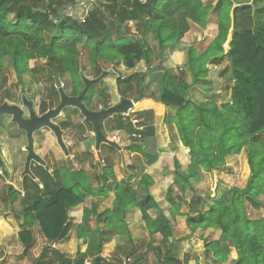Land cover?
Returning <instances> with one entry per match:
<instances>
[{
	"label": "trees",
	"instance_id": "trees-1",
	"mask_svg": "<svg viewBox=\"0 0 264 264\" xmlns=\"http://www.w3.org/2000/svg\"><path fill=\"white\" fill-rule=\"evenodd\" d=\"M40 1L0 0V88L6 63L21 85L22 76L33 70L29 63L39 60L59 77L68 75L70 96L79 95L84 84L78 46L91 47L92 68L96 64L113 65L122 61L131 69L142 61L146 70L157 71L150 78L159 90L156 102L176 109L174 117H166L165 122L174 125L189 164L183 169L176 158L172 160L173 175L165 193V212L150 194V188L163 178L156 173L140 176L143 201L137 200L135 191L116 187L112 207L101 214L97 213L96 204L83 207L85 199L95 194L85 173L74 174L66 166L57 177V189L42 181L37 193L23 199L20 214L28 230L19 232L18 240L25 250H30L34 243V226H38L49 243L66 238L71 229L72 211H81L84 223H104V230L98 225L94 227L100 240L105 235H119L128 236L131 241L124 214L128 208H136L152 241L159 236L165 246L164 250L153 243L148 246L155 264H181L169 255L168 245L174 223L183 216L188 238L205 229L219 231L217 240L203 244L204 256L213 264H227L228 257L233 264H264V216L257 219L248 216V206L264 209V203L258 200L264 193V8H257L264 0H251L250 4L240 6L231 0H219L213 8L204 5L203 0H104L83 25L66 17L52 21L49 15L39 11ZM55 3L60 6L62 0ZM214 11L217 36L203 54L188 49L187 69L192 85L161 64L151 68L153 60L160 59L181 42L189 30V22L204 29ZM128 35L136 39L127 43ZM226 44L227 51L223 48ZM224 60L228 65L222 75L228 70L231 83L227 97L220 101L196 88L195 83L215 78L216 66ZM93 89L92 86L83 100L88 109ZM195 89L199 90L198 95ZM86 98H89L87 104ZM47 109V104L40 105L41 114ZM62 124L70 128L67 121ZM138 124L115 115L107 120L105 130L134 136L138 139L135 147L140 148L139 143L153 134V128L151 119ZM78 127L84 132L87 126ZM88 127L93 132L92 125ZM243 149L247 151L250 170L244 190L218 184L210 194H195L194 184L199 182L200 172L216 174L227 167L229 157L240 155ZM68 179L70 183L66 186ZM4 188L6 198L2 201H15L18 194L14 188L9 185ZM23 190H27L25 184ZM188 193L192 194L190 199L186 198ZM101 245L102 240L97 245V256L89 258L86 253H78L73 261L65 260L57 251L47 256L45 249L32 264H146L145 254L136 255L133 247L126 252L125 260L103 258L99 255Z\"/></svg>",
	"mask_w": 264,
	"mask_h": 264
},
{
	"label": "crops",
	"instance_id": "crops-1",
	"mask_svg": "<svg viewBox=\"0 0 264 264\" xmlns=\"http://www.w3.org/2000/svg\"><path fill=\"white\" fill-rule=\"evenodd\" d=\"M217 33H218L217 16H214L213 14H210V16L208 17V21L204 29H202L195 23L189 22V30L184 35L183 39H181L182 44L180 42L173 49L167 50L166 54L162 58L163 66L169 67L167 69L172 72L174 71L173 72L174 74H176L175 69L177 68L184 71V76H186L185 78L186 83L188 85H192L193 79L189 70L187 69L188 49L194 48L199 54H203L207 50L211 42L214 40L213 38L217 36ZM135 39L136 38L133 37H131L130 39L127 38L126 42L130 43L133 42ZM184 42L187 43L188 46H183ZM223 48L225 51H227L229 46L226 44ZM223 63H222L223 65L222 68L225 69L228 63L225 60L223 61ZM7 64L9 65V63H6V65ZM116 64L118 65L116 67V71H112V72L107 71L109 74L105 76L98 85L93 86L94 89L99 87V89L104 90V97L106 99L104 102L103 101L97 102V105L100 108L106 106V108L105 107L104 108L107 109L111 106L120 103L123 100H134L138 98L140 95H142L143 97L141 98L139 103H137L136 107H134L133 110H131L129 114L125 117H129V115L136 117L135 121L139 122L138 125H142L144 124V121L151 119L153 134L145 138L144 142L139 143L140 148L135 147L138 145L137 142L138 139L136 140L134 136L132 138L129 137L125 132L124 133L128 137L127 140L131 141L130 144L126 143L125 146L122 147L114 142L116 144V147H112L107 144H101L99 148H96L95 135L93 132H91L88 129L89 131L88 133L90 135L86 136L87 139L85 140V142L81 144L82 145L81 151L88 152L89 154L95 153L98 157V161L101 160L105 162L104 157L106 156L101 157V152L103 153L105 147H107L109 148V150L116 151L118 155L122 156L123 163L118 165L114 161V159L111 158V159H107V163H108L107 166L106 165L100 166V168H102L101 177H102L103 191L100 192L92 187L94 189L95 194L94 196L86 198L89 199L90 202L86 204L84 202L83 207L91 208L92 204H96L97 206L96 210L98 214H101L105 210L110 209L115 200L116 187H120L124 190L135 191L137 193L136 195L137 200L141 202L145 199V197L142 194L143 188L140 187L139 185L141 179L140 176L144 174L154 175L156 173H159L163 175V178L159 181V183L154 184L150 188V194L153 196L159 208H161V210L165 212L167 208L164 201L165 193L173 175V168L171 166L172 160L176 158L178 162L181 164L183 169H186V167L189 164V156L181 150L176 131H174L175 130L174 125L165 122L166 117L167 118L174 117L176 113V109L174 107L164 106L156 102L155 97L158 96L159 90L157 84L151 82L150 80L151 77L147 79L144 86L145 89L144 88L143 90L137 89L138 91L136 92L137 94L135 97L126 95L125 90L119 87L120 82L118 81L117 76L123 78L124 76L132 75L133 73L136 72L137 64L131 69L126 68L123 65L122 61L117 62ZM219 65L216 66L215 78L209 77L204 80H199L195 83L196 88L204 90L207 93V95L213 99L216 97L214 95H211L209 91L205 87H202L200 84L202 83L207 84L208 81H210V83L212 82L217 83L221 81L222 75L220 76L221 70L219 69L220 67ZM102 72H106V71H102ZM88 79H94V77H90ZM147 86H149V88L151 87L153 90V92H151L150 94L144 93V90H146ZM198 89H195L194 91L196 95H198V91H199ZM227 95H228V91H226V95L223 96V98H220L219 100L220 101L224 100L227 97ZM63 112L64 110L59 115H61ZM4 117H6V119H9L12 122L10 116H1L0 119L2 120L0 121V123L6 120ZM108 119L109 118L105 120ZM105 120H101L103 125V128H101L102 133L103 132L117 133V132H108L105 130V126L103 123ZM81 124L85 126L90 125V123H85V121H83ZM133 124L135 125L136 123ZM14 125L16 126L17 131H22L18 129L16 124ZM118 132H123V131H118ZM22 133L26 141L25 132L22 131ZM26 145H27V141H26ZM25 147L23 146V144H21V137L15 142L2 143L0 141V157L2 158V165H0V169L9 171L11 173H14V175H16V172L18 170L17 168L18 163L20 162L23 156L26 159L27 153L23 151L25 150ZM33 147H35V145ZM102 147L103 150H101ZM236 157L237 156L229 157L227 167L218 171L216 174H214L211 171L200 172L199 173L200 180L199 182L194 184V189L195 187L196 189L199 188L197 187L199 184L205 185L209 183V181H212L213 179L216 181L219 177L222 176L219 174L226 172V170L228 171V169H232L230 167H232V164L235 163ZM132 158H133V162H131ZM12 160H16L15 163L17 164H13ZM70 161L71 160L67 159L66 161L67 164H70ZM72 162L75 167V171L74 170L72 171L86 173L85 175L89 180L87 175V169L82 168L83 163L80 161V159L74 160ZM31 169H32V164L30 166V170ZM23 170H24V166H23ZM22 174L23 171L21 172V176ZM33 177L37 178V175L33 174L32 178L30 177V179H32L35 182ZM8 185L14 188L18 196L17 199L13 202L0 200L2 207L9 209L8 214H0V217L2 218V222L0 221V231H1L0 244L3 245L4 243L6 244V238H4L5 236H10L14 234L16 242L19 244V248H20L19 251H21L17 255H20L18 257H21V260L23 257V260L19 262H13L12 260H9V264L10 263L32 264L33 261L36 258H38V256L42 254L45 249L48 250L47 256H51L52 251H57L61 255H63L65 260H70V261H73L78 253H86L89 258H93L97 256V245L100 243L101 240H102V245L99 255L103 258L108 259L110 257V254H112L115 250L118 251L123 247L124 244L122 242L125 241V238L126 240L128 239V236L105 235L100 240L99 233L96 234L94 227L98 225L99 227H101L102 230H104L103 227L104 223L102 221H100L98 224H95L94 221L90 223H84L83 220L81 219V211H72L70 214L71 229L66 238L54 243H49L47 239L39 232L38 226H34L33 228L34 243L30 248V250H25V248L18 240V233L28 230L26 227H24L22 216L19 213L23 208L22 205L23 196H20V190L17 187L16 180L9 182ZM21 193L22 195H24V192ZM102 197L104 200L106 199L107 202L105 208L100 206L102 201H100L99 198H101L102 200ZM17 202L20 203L21 208L16 211L14 209H16ZM183 213H185V211H183ZM129 214H132V216H134L135 218V222L133 223L129 221L130 217H127L126 222H124L126 223L128 227V231L132 236L131 240L135 239L134 238L135 236H133L135 227H139L140 229H142L144 236H149L146 227L141 220V215L139 210L136 208H128L124 214V220H125V216H128ZM14 221L15 224H13ZM182 221L183 222L185 221L184 216L183 218L177 219L178 223H181ZM5 255L6 256L12 255V257L14 256L16 257V254L10 253L9 251L6 252Z\"/></svg>",
	"mask_w": 264,
	"mask_h": 264
},
{
	"label": "rangeland",
	"instance_id": "rangeland-1",
	"mask_svg": "<svg viewBox=\"0 0 264 264\" xmlns=\"http://www.w3.org/2000/svg\"><path fill=\"white\" fill-rule=\"evenodd\" d=\"M236 6L244 5V4H250L251 0H231ZM101 3H104V0H102ZM204 5L206 6H212L216 7L219 3V0H203ZM100 3H98L99 6ZM253 7V6H252ZM254 8V7H253ZM257 8H264V2L258 3ZM214 16H217L216 12H212ZM54 34H57L55 31H53ZM51 33V35H53ZM136 38L133 35H128L127 38ZM49 38V36H47ZM182 44V42H181ZM151 46H155V44L151 43ZM183 46H188L187 43H183ZM78 59H79V66L80 71L82 72L83 77L90 78L94 77L97 78L99 74L102 73V71H116V67L118 66L116 62L114 65H98L96 64L95 67H91L89 62V54L91 52L90 46H78ZM161 57L158 60H153L151 62V68L157 66V64H161V66L165 69L169 67L163 66V61ZM222 63L219 65L220 76L222 75V72L224 68H222ZM139 64V65H138ZM137 64L136 72L133 73L130 76H124L123 78L117 76L119 78L120 82V88L125 90L126 95L135 97L137 89H142L145 86V83L149 77H151L155 72H157L154 69H151L150 71L146 70V67L143 62H140ZM224 64V63H223ZM29 66L32 70V72H27L22 76V84L19 85L16 79V76L11 69V67L7 64L3 70V81L0 88V104L2 103H9V104H15V105H22L23 99H26L27 101H31L34 106V110L38 115H41L40 105L45 103L47 104L48 109L49 108H55L59 102V97L57 96V89L54 82V76L57 73L56 71H51L50 67L45 65L44 61H31L29 63ZM103 67V69H101ZM176 75L186 78L184 76V71L180 70L179 68L175 69ZM174 72V71H173ZM222 79L219 82H212L208 81L207 84H200L202 87H205L211 95H214L217 99L223 98V96L226 95V91L228 89V83H230V74L229 71L226 70L225 73L221 76ZM60 83L63 85L64 91L66 93H70V77L68 75H64L59 77ZM98 88V89H97ZM94 89V92L92 94V98L89 101V109L93 111H98L100 109H105L104 107H99L97 105V102L105 101L104 97V90L99 89L97 87ZM145 89V88H144ZM97 90V91H96ZM153 92L152 88L149 86L146 87V90H144V93L150 94ZM89 99V98H88ZM88 99L86 98V104L88 103ZM26 114V113H25ZM127 116V115H126ZM125 117V116H124ZM6 119V117H4ZM131 120L132 123H134L136 117H133L132 115H129L127 117ZM2 119H0L1 121ZM67 121L70 125V128H66L62 123ZM84 121V117L79 113V111L73 107H68L64 109V112L59 115L55 120H53V123H55L60 130L62 131L63 135V141L67 148V154H64V152L60 149V147L57 144L56 138L54 134H52L51 130L48 128H42L38 132L33 133L34 138V152L36 155H38L43 161L44 165H39L35 162L32 163V176L37 175L38 178H34V181H31L30 177L28 176H21V172L23 171V166L25 163V157L23 156L20 162L18 163V170L16 172V175L14 173H11L9 171L1 170L0 169V200L2 198H6V189L4 188V185H8L9 182H12L16 180L17 187L20 190V196H23L24 199L25 196L32 195L37 193V187L39 189L42 188V185L40 182L45 181L50 186H52L53 189H57L59 186L57 185V177H60V170L65 168L66 166H69L72 173L76 174L75 167L73 165L74 160L80 159V161L83 163L82 168L87 169V175L89 178V181L91 183V186L100 192H102V177L101 172L102 168L100 166L108 165L107 159L113 158L114 161L119 165L123 163V157L118 155L116 151L109 150V148L105 147L103 153L101 152V157H104L105 162L98 161V157L95 153L89 154L88 152L81 151L82 150V143L85 142L87 139L86 136L90 135L88 132L89 127H85L82 132L80 129L79 124H81ZM9 119H6L5 121H2L0 123V141L2 143H9V142H15L21 137V144L23 146H26L25 137L22 133V131H17L16 126L12 124ZM104 126L107 124V120L104 122ZM87 130V132H85ZM4 134H3V133ZM82 132V133H81ZM106 137H108L113 142L117 143L119 146H125L127 143H131L130 140H127V135L124 132H117V133H107L103 132ZM85 136V138H84ZM92 136V135H91ZM114 138V139H113ZM103 150V147L102 149ZM26 152L25 150H23ZM247 151L245 149L242 150L240 155H238L235 159V163L232 164V169L226 170V172L219 174L222 175L219 177L216 181L213 179L212 181H209V183L205 185H198L196 189L195 187V194L196 195H205L210 194L212 192V189L214 190L218 184L219 186L223 187H229V188H235L237 190H244L246 187L247 181L250 177V170L247 164ZM135 158V157H134ZM16 159V158H14ZM67 159L71 160L70 164H67ZM2 161V158H1ZM16 160H12L13 164ZM131 162H133V158L131 159ZM125 167V166H124ZM224 169V168H223ZM222 170V169H221ZM220 171V170H219ZM86 174V173H85ZM20 180V182H19ZM70 183L69 179L66 181V186ZM3 184V185H2ZM24 184L27 187V190H23ZM38 184V185H37ZM21 192H24V195H22ZM192 196L191 193H188L186 198L190 199ZM21 198V200H22ZM101 202V207H106L107 202L106 199L104 200L102 197L99 198ZM258 200L264 203V193H262ZM90 200L86 199L85 204L89 203ZM23 205V202H22ZM257 207V208H256ZM251 207L248 206V216L250 219H257L264 216V209H258L259 207ZM21 208V205L19 202L16 204V209L19 210ZM21 212V211H20ZM19 212V213H20ZM9 209L2 207L0 203V214H8ZM7 216V215H6ZM129 218L130 222H135L134 216L132 214H129L128 216H125V222L126 218ZM19 218V215H18ZM0 221L2 222V218L0 217ZM185 222V221H184ZM184 222L178 223L177 221L174 223L173 228V237L170 239V243L168 245L169 255L177 261H179L181 264H213L210 259H206L204 256V242H209L212 240L217 239L219 237V232L217 229H205L203 231H198L195 236L188 238L189 231L187 230ZM15 224V221L13 222ZM128 228V227H127ZM133 236H135L133 240L128 238L125 241L122 242L124 245L121 249L118 251H114L112 254H110V257L108 259H126V252L129 251L132 247L134 248L136 255H140L142 253L145 254V263L147 264H155V259L153 254L150 251H147L148 246L153 243L155 246H159L161 249H165V246L160 241V237L156 236L154 237L153 241L150 238V236H144L142 229L139 227L134 228ZM0 238H1V231H0ZM6 238V244H0V264H9V260H12L13 262H19L21 260V257H18L21 251L19 248V244L16 242L15 235L12 234L10 236H5ZM130 238L132 239V236L130 235ZM121 244V243H120ZM10 252L13 254H16V257H12V255L6 256V252ZM28 256V254H27ZM227 264H233L232 259L228 257V260L226 262ZM12 264V263H10ZM14 264V263H13Z\"/></svg>",
	"mask_w": 264,
	"mask_h": 264
},
{
	"label": "water",
	"instance_id": "water-1",
	"mask_svg": "<svg viewBox=\"0 0 264 264\" xmlns=\"http://www.w3.org/2000/svg\"><path fill=\"white\" fill-rule=\"evenodd\" d=\"M109 73L102 72L100 76L94 79H88L83 77L82 82L84 87L77 96H68L64 91L63 85L60 83L59 76L56 73L54 76V82L56 89L58 91L60 102L55 108H49L46 112L41 115L36 114L33 103L31 101L24 100L22 105H15L9 103L0 104V117L1 116H10L12 122L17 125L18 129L25 132L27 145L25 151L27 153L24 170L22 176H29L32 178V173L30 166L33 162L44 165V161L35 154L34 152V139L33 133L38 132L42 128H48L54 134L57 144L60 149L67 154V148L63 141V135L60 128L53 123L59 114L68 107H73L77 109L80 114L84 117L85 123H90L93 127V133L95 135L96 148H99L101 144H107L112 147H116V144L109 140L101 131L100 121L107 118H111L115 115L126 116L131 110L139 103L141 98L140 95L134 100H123L120 103L111 106L107 109H102L98 111H92L83 103L84 98L87 95L88 90L94 86L98 85L102 79L107 76ZM25 109L27 111V118L25 117ZM0 165H2L0 157Z\"/></svg>",
	"mask_w": 264,
	"mask_h": 264
},
{
	"label": "built area",
	"instance_id": "built-area-1",
	"mask_svg": "<svg viewBox=\"0 0 264 264\" xmlns=\"http://www.w3.org/2000/svg\"><path fill=\"white\" fill-rule=\"evenodd\" d=\"M102 0H62L61 5H56L55 0H41L39 11L49 15L56 22L57 17H66L83 25L89 19L91 13L98 7ZM134 123H137L134 121ZM114 139V138H113Z\"/></svg>",
	"mask_w": 264,
	"mask_h": 264
},
{
	"label": "flooded vegetation",
	"instance_id": "flooded-vegetation-1",
	"mask_svg": "<svg viewBox=\"0 0 264 264\" xmlns=\"http://www.w3.org/2000/svg\"><path fill=\"white\" fill-rule=\"evenodd\" d=\"M57 92H58V91H57ZM66 94H67L68 96H70V93H66ZM58 95H59V94H58ZM24 100H26V99H23V101H24ZM23 101H22V103H23ZM59 102H60V97H59ZM59 102H58V104H59ZM58 104H57V105H58ZM33 107H34V106H33ZM25 113H26V114H25V117L27 118V111H26V109H25ZM36 114H37V113H36Z\"/></svg>",
	"mask_w": 264,
	"mask_h": 264
},
{
	"label": "bare ground",
	"instance_id": "bare-ground-1",
	"mask_svg": "<svg viewBox=\"0 0 264 264\" xmlns=\"http://www.w3.org/2000/svg\"><path fill=\"white\" fill-rule=\"evenodd\" d=\"M136 107V106H135Z\"/></svg>",
	"mask_w": 264,
	"mask_h": 264
}]
</instances>
